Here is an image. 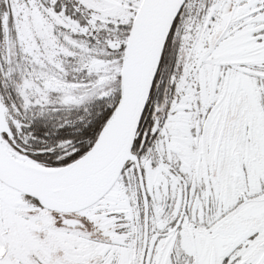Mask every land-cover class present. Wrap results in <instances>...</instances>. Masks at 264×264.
Wrapping results in <instances>:
<instances>
[{"label":"snow or ice","instance_id":"snow-or-ice-1","mask_svg":"<svg viewBox=\"0 0 264 264\" xmlns=\"http://www.w3.org/2000/svg\"><path fill=\"white\" fill-rule=\"evenodd\" d=\"M0 264H264V0H0Z\"/></svg>","mask_w":264,"mask_h":264}]
</instances>
